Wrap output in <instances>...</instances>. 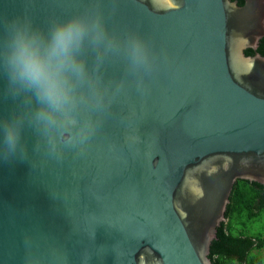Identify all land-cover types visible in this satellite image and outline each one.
Instances as JSON below:
<instances>
[{
  "label": "water",
  "instance_id": "1",
  "mask_svg": "<svg viewBox=\"0 0 264 264\" xmlns=\"http://www.w3.org/2000/svg\"><path fill=\"white\" fill-rule=\"evenodd\" d=\"M72 19L106 39L47 124L10 44ZM263 36L264 0H0V264H211L238 180L264 187Z\"/></svg>",
  "mask_w": 264,
  "mask_h": 264
},
{
  "label": "clouds",
  "instance_id": "2",
  "mask_svg": "<svg viewBox=\"0 0 264 264\" xmlns=\"http://www.w3.org/2000/svg\"><path fill=\"white\" fill-rule=\"evenodd\" d=\"M89 37L97 45L106 39L98 21L72 19L56 26L46 38L24 29L15 32L7 58L10 79L34 93L41 105L37 119L47 124L62 121L75 125L72 112L79 101L77 90L87 80L80 52ZM0 134L10 148L20 139L12 123H6Z\"/></svg>",
  "mask_w": 264,
  "mask_h": 264
},
{
  "label": "trees",
  "instance_id": "3",
  "mask_svg": "<svg viewBox=\"0 0 264 264\" xmlns=\"http://www.w3.org/2000/svg\"><path fill=\"white\" fill-rule=\"evenodd\" d=\"M256 51L264 55V36ZM208 256L211 264H264V187L238 180Z\"/></svg>",
  "mask_w": 264,
  "mask_h": 264
}]
</instances>
